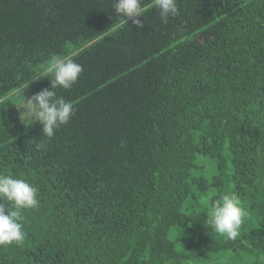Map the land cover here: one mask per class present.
Returning a JSON list of instances; mask_svg holds the SVG:
<instances>
[{
  "label": "trees",
  "instance_id": "16d2710c",
  "mask_svg": "<svg viewBox=\"0 0 264 264\" xmlns=\"http://www.w3.org/2000/svg\"><path fill=\"white\" fill-rule=\"evenodd\" d=\"M114 2L0 0V174L40 202L0 264H264V0L149 9L75 57L56 90L75 114L50 140L20 121L13 90L119 22ZM224 193L248 214L236 241L204 224Z\"/></svg>",
  "mask_w": 264,
  "mask_h": 264
},
{
  "label": "clouds",
  "instance_id": "9594fccd",
  "mask_svg": "<svg viewBox=\"0 0 264 264\" xmlns=\"http://www.w3.org/2000/svg\"><path fill=\"white\" fill-rule=\"evenodd\" d=\"M152 8L159 10L160 19L165 24L170 17L179 15L177 0H151L147 5L144 0H115L112 9L119 17V22H112L105 31L98 33L82 48L64 56L53 55L43 66L39 75L22 80L11 95L20 97L15 107L23 109L19 119L25 127L38 122L42 126V135L50 140L56 130L67 125L75 114V108L70 101L58 96L56 90H70L77 83L83 66L75 61V57L81 51L104 41L105 37H111L122 30L127 25V20H131L137 29L142 28L144 25L139 18ZM41 78L49 79L50 88L25 97V90L30 82ZM4 100H7V97L0 100V103ZM43 147V144H37L38 149ZM39 203L38 189L30 182L0 174V247L12 245L19 247L24 244L26 232L23 225V213L37 209ZM247 215L237 195L224 193L206 209L204 224L212 230V234L223 237L225 240L236 241L241 236V228Z\"/></svg>",
  "mask_w": 264,
  "mask_h": 264
},
{
  "label": "rangeland",
  "instance_id": "374dc122",
  "mask_svg": "<svg viewBox=\"0 0 264 264\" xmlns=\"http://www.w3.org/2000/svg\"><path fill=\"white\" fill-rule=\"evenodd\" d=\"M20 111L22 112L23 111V109H20ZM211 191L209 190V192H208V196L207 197H210L211 196Z\"/></svg>",
  "mask_w": 264,
  "mask_h": 264
}]
</instances>
